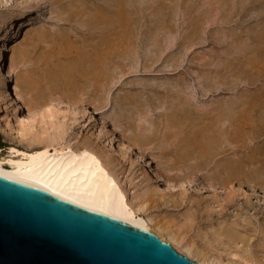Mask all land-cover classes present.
<instances>
[{
	"label": "rangeland",
	"instance_id": "obj_1",
	"mask_svg": "<svg viewBox=\"0 0 264 264\" xmlns=\"http://www.w3.org/2000/svg\"><path fill=\"white\" fill-rule=\"evenodd\" d=\"M14 3L0 0L1 18ZM27 5L6 59L21 56L30 84L21 118L64 120V143L105 155L133 192L146 169L114 152L121 137L163 174L147 172L151 214L224 264H264V0ZM41 146L0 129L1 155Z\"/></svg>",
	"mask_w": 264,
	"mask_h": 264
},
{
	"label": "bare ground",
	"instance_id": "obj_2",
	"mask_svg": "<svg viewBox=\"0 0 264 264\" xmlns=\"http://www.w3.org/2000/svg\"><path fill=\"white\" fill-rule=\"evenodd\" d=\"M29 1L16 0L12 11L10 9V13L0 17V129L11 139L26 142L29 146H42L30 151L8 148L6 155L0 154V175L44 189L75 205L149 231L199 264H224L188 239L180 224H173L149 212L147 172L159 179L163 178V174L155 169L148 158L136 152L134 145L118 137V148L114 151L125 163L127 156L134 154L137 158L132 163L146 169V173L140 171L139 175L135 174L134 179L142 178L141 184L136 185L138 190L131 192L122 186L105 155L87 145L81 147L76 142L64 143V120L38 122L30 110L28 116L21 118L20 106L26 104L23 88L27 86L29 89L30 84L27 83V74L18 73L22 66L21 56L13 58L9 64L6 59L12 45L26 31L35 11L34 6L27 5ZM4 110H8L9 115H1ZM74 115L77 116V113ZM47 118H54L52 110L45 111L42 119ZM40 126L44 127L42 131H38ZM90 137L96 136L91 133ZM133 164H130L129 170ZM133 182L130 178V185Z\"/></svg>",
	"mask_w": 264,
	"mask_h": 264
},
{
	"label": "water",
	"instance_id": "obj_3",
	"mask_svg": "<svg viewBox=\"0 0 264 264\" xmlns=\"http://www.w3.org/2000/svg\"><path fill=\"white\" fill-rule=\"evenodd\" d=\"M0 264H198L155 234L0 175Z\"/></svg>",
	"mask_w": 264,
	"mask_h": 264
}]
</instances>
